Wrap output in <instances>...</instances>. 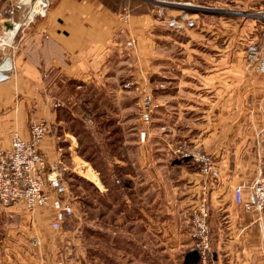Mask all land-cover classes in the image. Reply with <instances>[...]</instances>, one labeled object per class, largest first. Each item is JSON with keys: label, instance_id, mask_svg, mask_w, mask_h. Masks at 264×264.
Here are the masks:
<instances>
[{"label": "crops", "instance_id": "0c3cea01", "mask_svg": "<svg viewBox=\"0 0 264 264\" xmlns=\"http://www.w3.org/2000/svg\"><path fill=\"white\" fill-rule=\"evenodd\" d=\"M185 13L198 24L189 30L191 38H202L201 23V31H211L210 37L217 34L207 40L217 49L207 54V68L196 70L203 78L186 87L189 96H172L178 118L169 120L172 100L156 99L164 123L146 142L140 141L139 133L132 137L126 118L115 113L123 134L118 144L111 141L110 149L123 156L110 161V178L102 179L103 187L97 186L93 195L95 244L90 258L84 239L91 229L89 212L70 181L86 161L77 150L67 156L78 144L72 134L78 130L70 126L78 121L90 129L104 118L96 116L99 110L93 107L99 100L86 98L85 91L114 89L108 82L110 70H117L127 53L133 59L131 75L140 79L141 103L150 89L145 85L152 44L167 37V19ZM261 13L264 0H51L46 17L20 32L13 52L15 71L0 82V147H10L14 130L29 140L31 121H46L50 131L39 150L50 167L66 169L70 191L64 198L72 202L74 214L56 229L49 205L34 211L21 204L0 208V264H187L192 213L205 193L211 264H264V210L234 203L236 186L248 195L264 150V75L256 65L247 66L249 50L242 46L251 37L248 47H257L255 59L264 56ZM236 22L240 35L231 37ZM128 40H133V47L127 46ZM234 40L236 46H231ZM133 81L134 77L126 83ZM112 104L127 107L116 97ZM181 106L194 108L199 116L186 131L180 123ZM62 138L70 141L68 149ZM182 148L211 155L219 178L209 179L199 164L181 158Z\"/></svg>", "mask_w": 264, "mask_h": 264}, {"label": "built area", "instance_id": "2783aa9c", "mask_svg": "<svg viewBox=\"0 0 264 264\" xmlns=\"http://www.w3.org/2000/svg\"><path fill=\"white\" fill-rule=\"evenodd\" d=\"M2 1L5 2L0 0V3ZM50 6L51 0H10L4 3V7L0 5V82L8 80L15 71L13 52L17 47L18 35L38 18L46 17ZM167 25L181 31L194 27L196 20L185 13L167 19ZM127 46L133 47V40H128ZM248 50L250 57H256L255 45H251ZM256 70L264 75V56L256 63ZM158 107L159 103L152 92L146 91L140 104L141 142H146L149 136L153 113ZM49 131L50 127L46 121L34 119L30 124L29 140L24 139L18 130H14L10 147H0V208L21 204L29 211H34L49 205L55 213L53 227L59 229L65 220L74 214V207L71 201L64 198L70 191L69 182L64 175L66 169L60 165L50 167L46 157L39 150V145ZM178 153L180 157L199 164L202 173L209 179L216 181L219 178V169L208 153L191 148H182ZM47 189H51L56 195L51 196ZM208 202L205 193L191 218L189 250L198 254L199 264H211L213 256ZM234 203L248 210H264V150L260 157L257 178L248 195L245 197L241 185L236 186Z\"/></svg>", "mask_w": 264, "mask_h": 264}, {"label": "rangeland", "instance_id": "374dc122", "mask_svg": "<svg viewBox=\"0 0 264 264\" xmlns=\"http://www.w3.org/2000/svg\"><path fill=\"white\" fill-rule=\"evenodd\" d=\"M8 1L10 0H5V2L2 1L0 5L4 7V3L6 4ZM206 22L208 24V18H206ZM214 24L216 25L215 22ZM239 24L240 23L237 22L234 24L236 31L230 30L229 34L233 33L231 34V37L240 35V27L237 26ZM166 25H164V27H167ZM204 27L205 26L203 24H199L198 31L202 32L203 35L201 39L191 38L189 34V30H191V28L181 31H173L171 29L169 30L168 28L166 29V33L168 34L166 35L167 37H161V39L163 40L162 42H157L155 40L152 44V58L150 59L151 67L150 73L147 76V85H145V87L150 88L148 91L152 92L155 99L168 98L169 100H172L169 103L173 104V106L175 107H169V109H171L172 111V117L169 119L170 121L175 117L178 118V115L175 113L177 103L172 96L178 93L180 94V96L181 93L185 95L184 97L189 96L185 89H187L188 86H190L192 83H196L199 80L201 81L203 78L201 76L202 73L197 72L196 70L199 67L207 68V66L209 65V58L207 54L211 55V51H213L212 49H217L215 43H213L212 45L207 42V40L213 39V37H215V35L217 34L210 37V35H212L211 31H206V28L203 31L200 30ZM212 31H214V29ZM218 33H221V31ZM250 38L251 37H248V40H245V45H242L245 46L246 49L249 48L248 44L250 42ZM234 44L235 40L231 46H236ZM211 59L213 58L210 57V60ZM123 60L124 61L119 64L117 70H115L116 68L110 70L111 77L108 78V82L112 83V87L114 89H109V87L103 86L100 89L85 91L86 98L89 99L91 97H94L95 99L97 98L100 101H98L99 103L96 102V106L93 107H99V111H105V114H102V116L104 115V118L100 119V122L103 121V125L96 121L95 125L90 126V129H86V126L84 127L83 122L80 123L78 121H75L70 127L74 128L75 131L78 130V132L81 133H72L77 137L78 141L76 149L73 150H69L67 147L68 142L70 141L64 140V138H62L64 145L67 141L66 148L68 149V157L71 158V154H73L74 150H77V154L86 161V163L82 165V168L80 170L72 172V174L70 175V181L71 185H73L75 195H80L83 198L81 202L83 209L89 212L87 220L91 222V229H88V231L84 233V239L87 243V254L90 258L94 256L93 250L95 244L94 234L92 232L93 195L97 192V186H102L101 180L110 178L111 170L113 167L110 164V161L112 160L113 162L115 157L123 156L121 152L116 151V148L113 147L114 149H116L115 151L111 150L112 148L110 149V145L112 143L111 141L113 139H115V141H120L122 139L119 135V133H122V127L116 123L115 113L117 112V115H123V117L126 118V125L131 133H133L132 137H135V139L142 126V122L140 120L141 89L138 90L139 87H137L140 86V79L137 78L136 74L131 75V71H133L131 70L133 67V59L131 58L130 54L127 53ZM258 60L255 59V57H250L249 53L246 54L245 61L247 66L253 68ZM132 77H134L135 82L133 81L134 83L132 84L126 83V80L132 79ZM114 97L124 101V104L126 103L127 107L123 105L114 106L112 104V100ZM92 101L94 100L92 99ZM177 101L181 102L180 99ZM183 103L185 102L182 101L181 104ZM102 104L107 107L106 110L103 108ZM107 111L108 114L114 115L113 118H111L106 113ZM181 111L182 121L180 123L183 126V130L186 131L188 129V124L191 123V121H193L194 119H197L199 116H197L196 110L189 106H181L180 112ZM112 112L114 114H112ZM161 117L162 114L160 113V111L155 110L153 113L150 133L159 132V125L161 123H164ZM104 123L106 124L104 125ZM112 137L115 138L111 140ZM69 139L75 141L74 138ZM99 171L101 172L100 177L98 175ZM83 209L81 208V210ZM103 244L104 243L102 242V245Z\"/></svg>", "mask_w": 264, "mask_h": 264}, {"label": "trees", "instance_id": "16d2710c", "mask_svg": "<svg viewBox=\"0 0 264 264\" xmlns=\"http://www.w3.org/2000/svg\"><path fill=\"white\" fill-rule=\"evenodd\" d=\"M199 13H202V14H205L206 12H199ZM194 19V18H193ZM198 26V24H197V21H196V25L194 26V27H191V29H193V28H195V27H197ZM167 27H168V25H167ZM168 28H170L171 30H173V31H179V30H176V29H173V28H171V27H168ZM188 29H190V28H188ZM96 105H94V107H95ZM98 108L99 107H96V110H98ZM105 112H104V110H101V111H98V112H96V116H101L102 114H104ZM103 122V121H102ZM102 122H100V119H99V123L101 124V125H103V123ZM106 123H104V125H105ZM112 140V139H111ZM114 140V142H115V139H113ZM118 143V141L116 140V144ZM66 221V220H65ZM185 262L187 263V264H198L199 263V256H198V254L197 253H195V252H191L190 250L188 251V253H187V255H186V259H185Z\"/></svg>", "mask_w": 264, "mask_h": 264}]
</instances>
